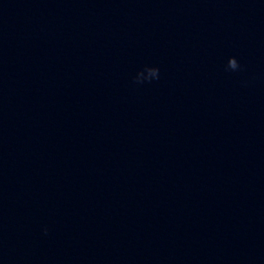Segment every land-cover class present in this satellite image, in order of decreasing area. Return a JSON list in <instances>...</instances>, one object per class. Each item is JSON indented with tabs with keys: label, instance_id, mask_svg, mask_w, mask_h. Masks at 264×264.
Listing matches in <instances>:
<instances>
[{
	"label": "water",
	"instance_id": "95a60500",
	"mask_svg": "<svg viewBox=\"0 0 264 264\" xmlns=\"http://www.w3.org/2000/svg\"><path fill=\"white\" fill-rule=\"evenodd\" d=\"M0 264H264V0H0Z\"/></svg>",
	"mask_w": 264,
	"mask_h": 264
},
{
	"label": "clouds",
	"instance_id": "9594fccd",
	"mask_svg": "<svg viewBox=\"0 0 264 264\" xmlns=\"http://www.w3.org/2000/svg\"><path fill=\"white\" fill-rule=\"evenodd\" d=\"M239 67H240V65L238 64V62H237V60H236L235 57L229 59L228 69L235 71ZM154 71H159V69L158 68H155ZM156 79H158V76L156 77ZM137 82H143V81L137 80ZM45 231H47V229H45Z\"/></svg>",
	"mask_w": 264,
	"mask_h": 264
}]
</instances>
